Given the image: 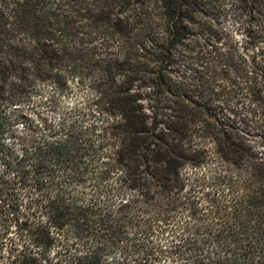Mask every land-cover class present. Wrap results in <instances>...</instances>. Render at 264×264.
Segmentation results:
<instances>
[{
	"label": "trees",
	"instance_id": "obj_1",
	"mask_svg": "<svg viewBox=\"0 0 264 264\" xmlns=\"http://www.w3.org/2000/svg\"><path fill=\"white\" fill-rule=\"evenodd\" d=\"M0 264H264V0H0Z\"/></svg>",
	"mask_w": 264,
	"mask_h": 264
},
{
	"label": "rangeland",
	"instance_id": "obj_2",
	"mask_svg": "<svg viewBox=\"0 0 264 264\" xmlns=\"http://www.w3.org/2000/svg\"><path fill=\"white\" fill-rule=\"evenodd\" d=\"M219 28L222 31V39L227 40L229 38L234 39L235 41H237L238 43H242V36H241V30H239L236 26H234V24L231 21L230 16H226V17H221L219 19ZM223 42V40H222ZM51 88L50 86H43L41 88V92L40 95L42 98H46L48 97V95L51 93ZM83 93L87 96H89V92H84L83 90H78L76 89L75 94L74 95H65V96H61L59 98L60 101V106L65 108L67 106H70L74 103L79 102L80 97L83 96ZM87 93V94H86ZM239 103V102H238ZM234 104V103H233ZM150 106L149 103L143 101V107L146 111L147 114H150L148 107ZM25 108H27V106L25 105ZM217 113H219L220 115H224L226 117H229V119L234 120L235 123H238L237 125L240 124V127L242 129H245L246 131H250L251 132V127L253 124L248 122L249 116L248 114H246V108L245 107H241V105H232V104H226L224 106L223 109H217ZM59 117V113H54V114H49V119L51 121H56L57 118ZM21 131V129H19ZM252 140V145L257 146L256 142L258 140L254 139V138H249ZM15 236L14 231L12 230L9 234L8 237L9 239L13 238ZM7 243V241H6Z\"/></svg>",
	"mask_w": 264,
	"mask_h": 264
}]
</instances>
